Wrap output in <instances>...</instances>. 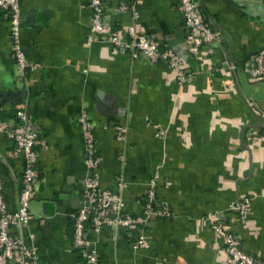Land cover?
I'll return each mask as SVG.
<instances>
[{"label": "crops", "instance_id": "0c3cea01", "mask_svg": "<svg viewBox=\"0 0 264 264\" xmlns=\"http://www.w3.org/2000/svg\"><path fill=\"white\" fill-rule=\"evenodd\" d=\"M196 1L219 40L194 55L184 42L177 0H135L136 17L116 12V0L105 4L111 23L132 25L172 49L193 72L183 83L162 61L113 50L97 37L89 41L83 0H20V44L36 65L20 70L10 50L8 21L0 13V127L12 128L14 111L25 109L40 129V179L29 199L30 218L20 228L25 242L35 245L38 264H89L71 243L70 214L81 202L85 175L81 111L93 127L100 185L119 192L125 208L135 213L153 179L156 199L170 210L168 217L148 219L146 248H133L122 230L112 235L102 226L90 233L95 264H224L222 239L206 221L212 212L240 247L264 264V147L243 139L246 131L264 129L258 112L264 76L249 78L242 70L264 47V0ZM116 125L125 128L120 137ZM11 145L0 132L8 210L16 207L22 170L21 157H10ZM241 196L250 198L244 221L229 209Z\"/></svg>", "mask_w": 264, "mask_h": 264}, {"label": "built area", "instance_id": "2783aa9c", "mask_svg": "<svg viewBox=\"0 0 264 264\" xmlns=\"http://www.w3.org/2000/svg\"><path fill=\"white\" fill-rule=\"evenodd\" d=\"M82 6L89 13L90 41L97 37L109 44L113 50L129 52L132 56L142 55L151 61H162L176 71L178 83L188 81L193 72L184 69L172 49L161 46L153 39L134 30L132 25L117 26L106 17V0H83ZM182 19L183 38L190 54H196L203 47H211L219 40V33L210 22L202 17L196 0H177ZM116 12H130L136 17L135 0H116ZM0 13L8 21V38L11 54L15 65L20 70H33L35 63L28 60L20 44V0H0ZM228 68L234 65L227 63ZM242 70L249 78L257 79L264 76V47L256 50L243 65ZM258 112L264 116V102L258 107ZM15 122L12 128L0 127L11 141L10 157L22 159V170L17 190L16 207L8 210L2 193L0 178V264H38L35 245L26 243L20 228L29 218L28 203L34 187L39 182L37 168L36 144L39 138V125L33 116L25 109L14 111ZM78 122L83 136L85 175L83 178L81 202L78 208L70 214L72 218L71 243L80 257L89 264H95L98 253L93 247L90 233L97 232L102 226H107L112 235L122 230L132 237L133 248L148 246L145 228L151 215L159 217L170 216V210L155 197V182L151 179L141 197L140 211L132 213L124 206V201L117 191L104 188L99 182L100 156L95 145L93 127L86 113L81 111ZM117 137L125 131L124 126L116 125ZM157 131L156 136H161ZM246 143H258L264 147V129L258 132L246 131L243 134ZM118 184L124 185L122 181ZM249 197L235 198L229 209L235 211L239 220L244 221L249 212ZM206 221L213 231L222 239L223 249L228 258L224 264H258L255 258L245 252L237 242L235 234L221 223L219 214L212 212L206 216ZM15 227L17 232H12ZM114 238V236H112Z\"/></svg>", "mask_w": 264, "mask_h": 264}]
</instances>
